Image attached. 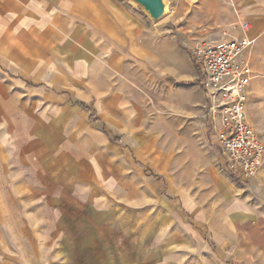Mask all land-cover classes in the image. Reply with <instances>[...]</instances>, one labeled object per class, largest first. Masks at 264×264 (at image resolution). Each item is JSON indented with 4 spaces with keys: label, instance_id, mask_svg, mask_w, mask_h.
Instances as JSON below:
<instances>
[{
    "label": "crops",
    "instance_id": "obj_1",
    "mask_svg": "<svg viewBox=\"0 0 264 264\" xmlns=\"http://www.w3.org/2000/svg\"><path fill=\"white\" fill-rule=\"evenodd\" d=\"M223 1L198 6L255 36L264 0ZM171 9L148 33L122 0H0V264H264V167L244 189L208 167V143L223 159L194 83L176 110L186 115L178 188L173 115L151 121L159 80L128 78L155 50L175 60L161 39L191 30ZM161 67L186 78L184 61Z\"/></svg>",
    "mask_w": 264,
    "mask_h": 264
},
{
    "label": "rangeland",
    "instance_id": "obj_2",
    "mask_svg": "<svg viewBox=\"0 0 264 264\" xmlns=\"http://www.w3.org/2000/svg\"><path fill=\"white\" fill-rule=\"evenodd\" d=\"M126 3V5L132 9L137 15H141L142 19L147 27L148 33L151 31L154 32L155 27L159 25L161 22L167 20L168 18L174 16L171 6L174 8L177 7L178 13L184 16V21L178 22V26L186 27L191 31L186 32L185 35L180 34L175 38L161 39L162 46L168 47L171 51H173V56L175 60L172 58V54H170L169 58L165 57L161 50L158 52L155 50L153 61L142 59L143 67L141 71L143 75L140 74L138 68H133L128 71V78L131 80H138L140 77L143 80H147L150 82V79H158L159 80V96L160 101L158 103V109H151V121L153 124H157L159 127L164 125L163 120L170 122L171 116L173 115V128H175V150H174V165L175 170L173 173V184L178 188H183L186 190V156L181 158L178 154L182 151V138L184 127H186V115H182L181 113H177V104L180 102L178 99L180 97V93L185 92L186 95L190 96L191 100L197 95L196 84L195 81L198 79L197 71L193 68V65L188 63V57L192 59V49L196 46V44L200 43H212L220 40H227L230 38H241V30L239 29V24L231 26L233 21L227 19V16L219 14L217 17H211L207 15L203 8L198 6L199 0H165L167 2L166 8V16L157 22H152L148 17L142 12V10L134 4L131 0H122ZM188 3L193 4V6L188 5ZM219 6L225 5L223 0H218ZM192 14V16H189ZM255 26H259L257 23H254ZM253 28V24L251 23ZM253 30V29H252ZM238 33V34H234ZM254 41L251 50L249 53L250 66L253 73L250 89H249V100L247 104V117L248 122L253 127L260 140L264 144V22L260 24V29L255 36L252 37ZM173 49V50H172ZM185 62L186 65V73L184 80H180V78H176L177 76H170L167 72L162 70L161 64L165 63L166 67H173L175 65H179L182 62ZM176 63V64H175ZM193 64V63H192ZM178 74L183 72V69H176ZM182 81H186L190 84L183 85ZM141 91L139 92L141 96L145 99L146 96H150V86L144 85L140 87ZM172 89V90H170ZM168 97L170 107L167 108L166 99ZM172 101V102H171ZM204 99H202L200 108L203 110ZM166 127H163L165 130ZM207 152H206V160L209 165L213 166V169L218 174H225L227 177L230 176V172L226 166L220 164L217 158L216 151L213 146L207 144ZM165 152L164 150H160V153ZM220 155V153H219ZM161 157V156H160ZM160 162V159H158ZM208 176H205L207 179ZM236 185L239 188H245L248 186L243 183L239 179L235 180ZM191 186H194L196 190L199 189V185H202V188H205V184L207 188L210 186L211 182L198 183V181H193L188 183Z\"/></svg>",
    "mask_w": 264,
    "mask_h": 264
},
{
    "label": "built area",
    "instance_id": "obj_3",
    "mask_svg": "<svg viewBox=\"0 0 264 264\" xmlns=\"http://www.w3.org/2000/svg\"><path fill=\"white\" fill-rule=\"evenodd\" d=\"M241 38L196 44L191 55L203 80L205 118L215 136L223 165L247 182L264 167V144L248 122L252 81L249 23L241 22Z\"/></svg>",
    "mask_w": 264,
    "mask_h": 264
},
{
    "label": "water",
    "instance_id": "obj_4",
    "mask_svg": "<svg viewBox=\"0 0 264 264\" xmlns=\"http://www.w3.org/2000/svg\"><path fill=\"white\" fill-rule=\"evenodd\" d=\"M152 22H157L166 16L167 2L165 0H131Z\"/></svg>",
    "mask_w": 264,
    "mask_h": 264
},
{
    "label": "trees",
    "instance_id": "obj_5",
    "mask_svg": "<svg viewBox=\"0 0 264 264\" xmlns=\"http://www.w3.org/2000/svg\"><path fill=\"white\" fill-rule=\"evenodd\" d=\"M192 63H193V66H194V68H195V70L197 71V74H198V79L195 81V83H196L197 85H199V86L202 88V87H203V80H202V78H201V76H200V73H199L198 67H197V65L194 63L193 60H192ZM115 141H117V140L115 139ZM230 177H231L233 180H237V179H238L233 173H230Z\"/></svg>",
    "mask_w": 264,
    "mask_h": 264
}]
</instances>
